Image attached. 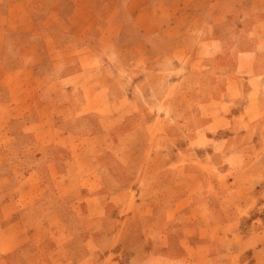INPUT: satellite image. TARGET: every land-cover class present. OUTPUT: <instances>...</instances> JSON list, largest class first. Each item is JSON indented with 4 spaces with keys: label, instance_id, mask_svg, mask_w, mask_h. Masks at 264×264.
Wrapping results in <instances>:
<instances>
[{
    "label": "rangeland",
    "instance_id": "rangeland-1",
    "mask_svg": "<svg viewBox=\"0 0 264 264\" xmlns=\"http://www.w3.org/2000/svg\"><path fill=\"white\" fill-rule=\"evenodd\" d=\"M119 1L69 51L103 92L0 115V264H264V0Z\"/></svg>",
    "mask_w": 264,
    "mask_h": 264
},
{
    "label": "crops",
    "instance_id": "crops-1",
    "mask_svg": "<svg viewBox=\"0 0 264 264\" xmlns=\"http://www.w3.org/2000/svg\"><path fill=\"white\" fill-rule=\"evenodd\" d=\"M1 3L8 5V16L4 17L17 18V25L9 27V22L0 17V50L6 45L10 48V44L17 50V64L4 72L26 70L31 71V76H20L13 81L0 78V115L4 112L7 121L22 116L28 109L35 108V100L47 109H78L82 102L78 103L75 97L85 88L102 91L103 86L81 84L82 73L86 71L83 64L87 63L78 59L79 68L73 69L76 61L69 51L80 49L84 59L91 56V50L87 49L90 43L88 34L97 18L104 16L105 12L114 7L119 11V0H0ZM15 5L20 8L12 9ZM8 39L12 42L6 44L10 42ZM43 51H53L51 56L45 57L49 69L44 65ZM51 71L54 72L52 77L48 75ZM62 96L65 99H60ZM5 124L9 125V122L5 121ZM9 137L15 138V135Z\"/></svg>",
    "mask_w": 264,
    "mask_h": 264
}]
</instances>
